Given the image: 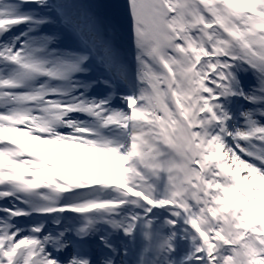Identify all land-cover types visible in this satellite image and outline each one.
Returning <instances> with one entry per match:
<instances>
[{
  "label": "snow or ice",
  "instance_id": "6c2138e0",
  "mask_svg": "<svg viewBox=\"0 0 264 264\" xmlns=\"http://www.w3.org/2000/svg\"><path fill=\"white\" fill-rule=\"evenodd\" d=\"M0 264H264V0H0Z\"/></svg>",
  "mask_w": 264,
  "mask_h": 264
},
{
  "label": "rangeland",
  "instance_id": "374dc122",
  "mask_svg": "<svg viewBox=\"0 0 264 264\" xmlns=\"http://www.w3.org/2000/svg\"><path fill=\"white\" fill-rule=\"evenodd\" d=\"M120 2H122V0H120ZM124 47H125L126 50L128 49V45H127L126 41L124 42ZM102 159L105 160V161H108L110 163H120V161L115 160L114 158L103 157ZM107 171H109L112 176L118 175L117 170L114 169V168L113 169H107Z\"/></svg>",
  "mask_w": 264,
  "mask_h": 264
}]
</instances>
